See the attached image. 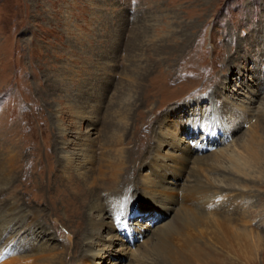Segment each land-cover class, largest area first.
<instances>
[{
	"label": "rangeland",
	"instance_id": "obj_1",
	"mask_svg": "<svg viewBox=\"0 0 264 264\" xmlns=\"http://www.w3.org/2000/svg\"><path fill=\"white\" fill-rule=\"evenodd\" d=\"M0 178L25 264H264V0H0Z\"/></svg>",
	"mask_w": 264,
	"mask_h": 264
},
{
	"label": "bare ground",
	"instance_id": "obj_2",
	"mask_svg": "<svg viewBox=\"0 0 264 264\" xmlns=\"http://www.w3.org/2000/svg\"><path fill=\"white\" fill-rule=\"evenodd\" d=\"M66 160V159H65ZM15 162L14 157L11 158L8 164V175L7 179L10 180L11 175L13 170L10 171L11 169V164ZM15 164V163H14ZM72 164V160L70 159L66 164L63 165V170H67L70 168ZM43 168H41L42 170ZM45 170L40 171V175L44 174ZM42 176V175H41ZM5 178V179H6ZM1 181V178H0ZM15 211L10 210L9 214L6 216L0 218V248H5L7 245H10V249L12 250V253L15 257H12L11 263L10 264H25V260L23 257V254L26 253V249L24 247H20L26 243L29 245L35 237V234H39L41 232V227L38 225L37 222H34V220L28 217L24 218V223L20 224L18 226H15L17 224L16 218L14 217ZM102 217V215H101ZM112 216L106 217V219H110ZM103 217L100 219V222H102ZM37 223V224H36ZM15 226V227H14ZM91 230L88 232V238L87 242L85 243L87 252L85 255H87L85 258L90 259V258H95L98 255H102L103 252L106 250H102L100 246L96 243V235H99L96 233V231L100 230L103 227V223L100 224V227L96 230V228H93V226H90ZM28 228V229H26ZM35 235V236H34ZM99 238V236L97 237ZM3 239V241H1ZM12 240L11 242L9 240ZM13 239L15 240V244H13ZM9 241V242H8ZM76 248H79V244H76ZM194 249V247H193ZM15 251H20L21 255L16 256ZM195 254H199L196 252ZM197 257V256H196ZM188 261V260H187ZM186 261V262H187ZM191 262V261H190ZM183 263V262H182Z\"/></svg>",
	"mask_w": 264,
	"mask_h": 264
}]
</instances>
